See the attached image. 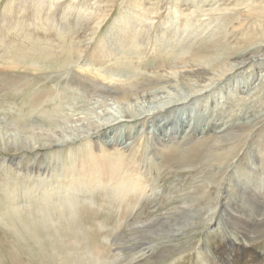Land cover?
<instances>
[{
	"label": "rangeland",
	"instance_id": "374dc122",
	"mask_svg": "<svg viewBox=\"0 0 264 264\" xmlns=\"http://www.w3.org/2000/svg\"><path fill=\"white\" fill-rule=\"evenodd\" d=\"M11 1L13 0H0V41H2L0 71L9 72L10 75L21 73V76L29 77L28 79L33 80L35 85L30 86V89L32 87L45 88L54 92L53 100L43 109L47 114L38 116L37 114L42 113L43 110L42 112L37 111L36 115L33 114L28 120V123L39 124L44 130L43 134L54 138L70 136L88 128H96L112 115H126L124 111L127 108L126 104L119 105L113 101L104 104L99 101L98 96L92 97L89 93L84 94L69 89V86L74 85L71 82L78 78L74 73H81L83 69L87 71L85 74L82 72L83 75L90 76V79L103 81L108 85L112 81L113 84L125 85L134 80L131 73L128 75L124 72L125 66H134L136 76L147 74L152 77H163L165 80H173L179 86L171 91L172 96L162 94L158 99L142 96L131 98L128 103L129 109L138 114L143 113L142 116L134 118L135 120L132 119L130 123L112 126L101 132L105 133L112 128H117L119 129L117 133L123 137H136L139 131L144 130L146 140L144 141L141 137L135 138L129 151L126 152L128 149L125 151V155L133 153L132 172L137 173L133 179L128 180L139 181L142 191L146 194L145 198L143 197L137 204H134L135 207L132 209L134 214L128 213L132 210L126 211L122 206L118 208L120 205L118 203L113 206L110 205L111 202L103 203L104 199L100 193L103 186H92L89 190L97 192L92 201L79 198L81 205L85 208L84 218L75 215L74 219L79 221L71 228H67V225L65 227L64 224L59 237H56L54 233H39L38 235H43L42 241L47 240L50 244H45L44 247L39 245L42 242L41 239L35 236L32 241L29 236L21 237L15 233L10 227L9 219L5 218L6 221L5 219L3 222L0 221L3 225L0 226V264H63V260L67 262L71 260L70 254H75L76 258L88 248L94 251L96 244L97 248L102 247L101 264H139L140 262L142 264V261L143 264H212V257L214 260H218L221 256L227 258L228 252L238 254L240 259L237 264H264V205H259L256 200L253 201L254 198L248 194L256 188L259 194H264V166L263 169L258 167L257 174L245 175L247 169L250 170L253 166L252 153L259 154L260 150L264 152V122L253 131L251 138L254 144L249 146V150L245 149V154L242 153V157L240 156L236 164H232L230 168L224 166V172L222 170L221 174L218 168L213 170L205 165V160L209 157L207 151H215L211 147V141L205 139H208L214 131L223 129L230 121L242 120L264 112V60L255 63L248 62L246 66L233 70L231 66H228L234 61L235 56L243 58V55L256 52L264 47V16L259 20L246 21L248 12L245 7H240L234 13L229 11L221 13L213 8L217 6L215 0H211V4H214L213 11L209 10V2L206 5L202 3L205 0H196L194 5L188 6L189 8L185 6L187 4L184 0H149L148 2L147 0H44L55 4L61 14L64 9L68 8L69 13H65L67 22L64 24L66 35L61 40L55 26L50 27L51 24L43 21L35 27L26 29L23 34L17 33V30L11 27L13 24H7L3 18L8 9V3ZM157 5L159 8L156 7ZM229 16L235 17L233 23H226ZM19 18L18 25L27 22L26 13L21 12ZM57 18L63 19L61 16ZM186 18L188 21H185ZM120 21L127 25V28L129 24L138 28V31L134 30L130 35L133 39L132 46L125 49L127 55L134 50L138 52L133 53L131 57L127 56L129 59H126L124 51L114 53L117 46H112L113 42H118V36H123V33L128 34L127 28L118 23ZM116 22L118 27L114 26ZM28 24L33 25L31 22ZM68 28H71V32L67 31ZM245 36H248L247 38L254 36V38L246 44ZM168 39H172V42H168ZM178 39L180 41H177ZM218 39H222L226 46L220 47L216 54L209 55L206 61H200L195 57L194 47L214 43ZM140 41L143 43L141 44ZM65 44L78 51L74 58L77 57L80 60L64 65L63 59L67 57V54L60 51ZM47 45L52 46L50 48L52 55L46 57L43 55L46 60L41 59L42 71L27 70L24 66L16 67L11 64L12 56L19 57L28 51H41ZM106 45L110 47L104 48L102 54L107 55L108 52H112V55L99 60L100 55L98 58L96 55ZM259 53L256 56H261L264 51ZM74 58L73 60L76 59ZM209 61L210 63H205ZM152 62L156 64L146 69L145 66ZM109 76L111 79H108ZM218 79L220 81H215L212 86L211 82ZM87 85L90 86L91 83ZM13 90L4 88L2 83L0 84V142L2 144L21 135L10 125L11 119H17L18 115L27 116L22 94L17 95ZM183 96H192L195 99L188 105L177 107V110L171 114L169 109L149 115V111L158 103L175 102L178 97ZM169 120H179L178 124L183 125V129L191 125L190 136L184 141L180 140L182 146L185 143H192L196 137H204L205 144L203 143L201 148L196 147L193 151L183 153L170 151L161 156L152 155L155 133L160 134L161 126L167 125ZM126 125H130L129 128L126 129ZM85 147L92 149L91 141L86 138L60 148L31 151L32 154L21 152V150H1L0 161L17 157L30 160L31 165L41 163L42 167L52 168L53 164L57 166L61 162L68 163L71 156L76 159L75 156L82 155ZM184 147L188 150L186 145ZM71 152H73L72 155ZM122 153L124 152L113 151L108 161H117L116 163L120 164L123 159L121 158ZM94 163L90 162L91 165ZM1 165L0 201L7 196L4 190L6 183L14 178L17 179V173L13 174L14 172L6 170ZM210 172H216L217 181L222 180L221 183L225 185L218 187L216 183L208 181L207 176ZM207 187H210L209 191ZM137 195L139 196V193ZM71 196L78 197L79 195ZM200 198L203 199L200 200ZM135 200L138 199H129L125 202L129 204ZM179 204L193 207L196 212L202 208L204 210L194 213L188 217L187 222L180 224L178 229L165 232L164 235L148 238V233L140 234L147 231L137 232L135 230L143 224L142 222L149 221L170 207ZM23 208L27 216L31 208L25 206ZM228 213L250 215L252 220L246 218L245 230H239L230 225ZM52 229L55 231L62 228L52 224ZM140 242L152 244L153 251L146 252L145 256L140 252L137 256V252L149 247L147 245L139 249ZM154 251L157 254H154ZM136 256L137 258L133 260Z\"/></svg>",
	"mask_w": 264,
	"mask_h": 264
},
{
	"label": "bare ground",
	"instance_id": "6f19581e",
	"mask_svg": "<svg viewBox=\"0 0 264 264\" xmlns=\"http://www.w3.org/2000/svg\"><path fill=\"white\" fill-rule=\"evenodd\" d=\"M141 1H143V0H141ZM144 1H146V0H144ZM148 1L149 0H147V2ZM184 1L187 4L185 6L188 7L189 5H194L196 0H184ZM215 1H214L215 4H217V6L215 5L216 7H213L214 4H211V0H209V1L205 0L202 3L206 5L207 2H209V6H210L209 10L210 11L212 10V7H213L214 10L220 11L221 13H225L227 11L234 13L235 11L239 10L240 7H245L247 9V12H248L246 21H248V20H253V21L259 20L260 18H263V16H264V5H263L264 0H215ZM8 4H9L8 9L6 10L4 17H3L4 22H6L7 24H13V26H11V27L13 29L17 30V33L23 34L26 31V29H29L31 27H35V25L37 26L38 23L39 24L41 23L40 21H43L47 24H51L50 27L55 26L54 28L57 29L58 37L61 40H63L64 36L66 35L64 24H66V22H67L65 13H67V12L69 13L68 8H67V10L64 9L62 11V14H61V12H59L57 10L55 4H53L51 2H46L44 0H32V1H30V0H13V1L9 2ZM159 6H161V5H159ZM156 7H158V5ZM153 9H155V8H153ZM21 12L26 13L25 20H27V22L22 23L21 25H18V23L20 22L19 17H20ZM57 16H61V17H63V19L61 20L60 18H57ZM188 18H186L185 21H188ZM234 20H235V17L229 16L226 23H230V22L233 23ZM4 22H3V24H5ZM29 22H31L34 26L29 25L28 24ZM244 22H245V20H244ZM45 23H44V25H45ZM118 23L121 26L124 25V24H122V21H120ZM126 24H129V23H126ZM129 25L130 26H128V28H127V25H124V27L127 28L128 34L123 33V36H118V42L112 43V46H114V47L117 46L116 49H114V53H116V52L120 53V52L124 51L123 53H124L126 59H129L128 57H131L133 53L138 52V51L134 50L128 55H127V51L125 52V49H129L132 46L133 39L130 36L132 34V31H134V30L138 31L137 26H134L131 24H129ZM222 25H223V23H222ZM241 25H243V23ZM114 26L118 27L117 22L114 24ZM68 30H70V31H68ZM67 31L71 32V28H68ZM247 37L245 36V43L246 44L250 43V41H252V39L254 38V36H252L250 38H247ZM122 40H123V43H122ZM177 41H180V40L178 39ZM140 42H141V44L143 43L142 41H140ZM168 42H172V39H168ZM1 43H2V41H0V44ZM121 43H122L123 48L120 45ZM225 46H226V44L224 43V41L222 39H218L214 43H206V44H204L198 48L194 47V50L196 52L195 57H197V59L200 61H206V59L208 58L209 55L216 54L220 47H225ZM107 47H110V46L106 45L105 47H103L99 51V54L96 55L97 58L100 55V57L98 58L99 60H101L105 57H110V55H112V52H108L107 55L102 54V53H104V48H107ZM50 48H52V46L47 45L46 47H43V49L41 51L40 50L39 51H30L31 53L28 51V52H26L25 55H20L19 57L12 56L11 57L12 59L10 60L11 64L16 66V67H23L24 66V68H26L27 70L33 69L34 71H39V70L43 69V66L41 65L43 63H42L41 59L46 60V58H45L46 56L52 55V51H50ZM33 49H35V48H33ZM24 50H25V48H24ZM14 51H16V50L14 49ZM188 51L190 52V50H188ZM263 51H264V47L259 48L258 51L256 50V52H250V54L247 53V54L243 55V58L241 56H235L233 58L234 61L232 63L228 64V66L229 67L231 66L232 67L231 70H233L237 67L246 66L248 64V62L249 63L250 62L255 63L256 61H262V60H264V53H261V56H259V55L256 56V54L257 53L260 54L259 52H263ZM60 52L67 54V57H64V59H63L64 65H69L70 62H72V61L75 62L76 60H80L77 57H75L76 59L74 58L75 53L78 51L73 50L70 45L65 44L61 48ZM41 54H42V56H41ZM248 54L250 55L249 57L247 56ZM14 55H15V53H14ZM43 55L45 57H43ZM93 57L96 58L95 56H93ZM73 58L75 60H73ZM48 62H49V60H48ZM205 63H210V61L205 62ZM153 64H156V63L152 62V63L146 65L145 68L148 69L150 67H153L154 66ZM255 65H257V64H255ZM81 68L83 69V66ZM125 68L126 69H124V72L127 73L128 75H130V73H131L132 76L134 77V80L131 83L125 84V85L118 84V83L113 84V81L108 85L103 81H99V80L96 81L95 79L93 80L92 78L90 79L89 78L90 76L88 77V76L83 75L82 72H84V74L87 72L84 69L81 73H79V72L74 73L78 78H75V80L77 79L76 81L71 82L74 85L69 86V89H72L74 92H81L84 94L89 93V94H91L90 96H92V97L98 96L100 98L99 101L101 103H104V104H106L110 101L116 102L119 105L126 104V106H127L126 109H128V110L127 111H126V109L124 110L126 113V115H124V116H118V115L110 116L109 118H107L104 121L103 124L97 126L96 128H88L86 130L79 131L77 134L74 133L70 136H65V137H61V138H54V137L47 136L46 134H43L44 130L36 122L28 123L30 116H33V114L37 113V111L42 112L45 105L49 104V102L53 100L54 92L51 90L45 89V88H38L37 89L36 87H32V89H30L29 88L30 86H35V85H34L33 80L28 79L29 77L21 76L22 75L21 73H20V75H10L11 73H9V72L0 71V82L2 83V86H4V88H9L12 90L15 89L13 91L17 95L22 94L23 99H24V105H25L24 107L27 109V112H26L27 116L18 115V118L17 119H11L12 122L10 123V125L12 127H14L18 132L21 133V135L18 134L20 136L14 137L11 141L6 142L4 144H2L0 142V151L1 150H6V151H10V150L20 151L21 150V152H29L30 153L31 151H37V150L42 151V150H46V149L60 148L62 146L68 145L69 143H72L76 140H82L84 138L89 139L91 141L92 149H93V150L92 149L89 150V149H87V147H85L83 154L79 155V156H75L76 159L72 158L73 156H71V155L73 152H71V155L69 154L71 156V158H69L68 163H62L61 162L60 164H57V166H54V164H53V165H51L52 168L42 167L40 165L41 163L31 165L29 163L30 160H28V159L23 160V159L17 158V157H12L10 159H5V161H0V165L6 164V165H1V166H4L6 168V170H8V171L10 170V172L11 171L14 172L13 174L17 173V177L14 175V177H16L17 179H15L13 177L14 180H11V181L9 180L10 182H7L5 179V181L7 183H6V186L4 187V190L7 194V196H6V198H2L0 201L1 202V205H0L1 206L0 207L1 208L0 221L3 222V220L5 218H8L10 221V227L14 230L15 233H18L21 237H23V235H26V236L31 237V239L33 241V238L35 236L36 238L41 239L40 241H42L41 237H43V235L42 234L38 235L41 232L54 233V235L56 237H59L60 233L64 229L63 228L64 224H65V227L68 226L67 228H71V226H74V224L77 223V221H79V220L74 219L75 215L80 216L81 218L82 217L84 218L85 208L81 205L79 198L81 197L82 200L92 201L93 197H95L97 194V192H95L94 190H89L90 187H92V186L93 187L103 186V188H101V191H100V193L102 194V197L104 199L103 203L111 202L110 203L111 206H113V204L118 203V204H120V205H118V208H121V206H122L123 209H125L126 211L127 210L131 211L135 207L134 204H137L143 197L144 198L146 197V194L142 191V187L139 184V181L134 182L132 180H128V179H133L137 175V173L133 174V172H132L133 166L131 165V163L133 161V159H132L133 153L125 155V151L127 149L128 150L126 152L129 151V148L133 145L132 143L135 141L134 140L135 138L141 137V139H143L144 141L146 140V135L143 134L144 130L139 131L138 133L136 132L137 133L136 137H127V136L123 137L122 135H119L117 133V131L119 130L117 128H112L105 133H101V132L106 130V129H109L112 126L120 125L122 123H130V122H132V119L135 120L136 118H139L142 116L143 113L138 114V113L132 112V110L129 109L128 103H129V100L131 98H134V97L139 98L142 96L143 98L144 97H153L155 99H158V97H161L162 94H164L166 96H172L171 91L173 89H176L179 85L175 84V82L173 80H170V79L165 80V78H163V77H152V76L147 75V74L136 76L135 75L136 71L134 70L135 69L134 66H132V67L125 66ZM16 73H17V70H16ZM40 75H42V74H40ZM49 79H51V78H49ZM108 79H111V76H109ZM38 80H40V79H38ZM43 80H45V79H43ZM215 81L218 82V81H220V79L214 80L213 82H211L212 86L215 83ZM85 82H87L88 84L91 83V85L89 86ZM39 85H41V84H39ZM150 87H152V88H150ZM24 88H26V89H24ZM75 89H77V90H75ZM200 93H202V92H200ZM12 94H13V92H12ZM155 99H153V100H155ZM194 99H195V97H192V96H186V97L183 96L180 98L178 97V100L175 102H173V101L168 102V103L160 102L157 104V102L155 101L157 106L155 105L149 111V115H155V114H158L159 112H161L162 110H169V109H170L169 113L171 114V113H173V111L177 110L176 109L177 107L188 105ZM245 100H244V102H245ZM243 109H245V108H243ZM157 110H158V112H156ZM152 112H153V114H152ZM21 113H23V112H21ZM45 113L47 114V112H45V110H43L42 113H40V114L38 113L37 115L40 116L41 114H45ZM48 115H49V113H48ZM178 121L177 120H175V121L169 120L167 125L161 126V131L159 132L160 134L155 133V136H154L155 142H154V148L152 150L153 151L152 155L161 156V154H163L165 152H170V151H175L176 153H183L185 151H193L196 149V147L201 148L202 144L203 143L205 144V141H203L205 139L204 137H196L195 141H193L192 143H185L182 146L181 145L182 143L180 140L184 141L188 136H190V130L189 129H190L191 125H188L187 128L183 129L182 128L183 125L179 126ZM262 122H264V112L254 114L251 117L244 118L242 120L237 119V120L230 121L224 126L223 129L219 128L220 130L214 131L209 136L208 139H205V140L211 141V147H212V149L215 150L214 152L207 151V155L209 157L205 160V165L209 166L210 169H213V170H214V168H218L219 174H221L222 170L224 172V169H223L224 166L225 167L227 166L226 168H230V166H232V164H236L237 161L239 160L240 156L242 155V153L245 154V151L250 149L249 146L254 144V141L251 138L252 135L254 134L253 131L258 126H260L262 124ZM136 123H134V124H136ZM129 126L130 125H128V126L126 125L125 126L126 129L129 128ZM170 127H172V128H170ZM135 129H136V127L134 128V130ZM181 129H183V130L181 131ZM78 130L79 129H77V131ZM206 132H207V130H206ZM130 135H132V134H130ZM190 139H191V137H190ZM250 140H251V142H250ZM185 145L188 148V150L184 149ZM83 146H82V149H83ZM209 150H210V147H209ZM113 151L114 152H119V151L124 152L121 154V155H123L121 157L123 159L121 160L120 164H117L116 163L117 161H112V160L110 162L108 161L109 156ZM31 154H32V152H31ZM57 157L56 158L53 157V159H58ZM67 157H69V156H67ZM252 157L254 160L253 166L250 168V170L247 169V171L245 172V175L250 174V173H254V174L256 173L257 174V169L259 166L263 169L264 152H262L260 150L259 154L252 153ZM66 160H68V159H66ZM61 161H62V159H61ZM99 161H100V163H99ZM57 162H59V161H57ZM90 162H95V163H94V165H91ZM86 168H88V169H86ZM103 170H105L106 173ZM215 174H216V172H214V173L210 172L207 176L209 178L208 181H212V182H214V184L216 183V185L218 187H219V185H221V186L223 184L225 185V183H223V184L221 183L222 180L217 181ZM4 178H6V177H4ZM33 180H35V181H33ZM126 180H128V182ZM260 182H262V181H260ZM207 188L209 191L210 187H207ZM238 189H236V190H238ZM205 190H207L206 187H205ZM241 191H243V190H241ZM138 193H139V196L137 195ZM70 194L71 195L78 194L79 196L75 197V196H71ZM248 194L254 198L253 201L256 200L259 205H261V204L264 205V194L263 193L259 194L258 188H256L255 190H251V192ZM218 195H219V193H218ZM245 195H247V194H245ZM204 196H205V194H204ZM2 197H3V195H2ZM152 197H148V198H152ZM135 198L138 200L132 201L129 204H127L125 202V200H129V199L131 200V199H135ZM201 199H203V198H200V200ZM194 200H195V198H194ZM240 200H241V198H240ZM207 201H208V199H207ZM191 203H192V201H191ZM193 203H195V202H193ZM23 204L25 207L31 208V210L28 212L27 216H25L26 212L23 208L24 206H22ZM181 205L182 204L170 207L169 209H167L166 211H163L160 215L152 218L151 220L146 221V222H142L143 224L141 226L137 227V229H135V230L137 232L138 231L139 232L140 231H147V232H142L140 234L148 233V236H147L148 238L150 236H157V235L159 236L161 234L164 235L165 232H172V231H175L176 229H178L179 225L183 224V222H187L188 217L192 216L194 213L202 212L204 210V208H202L201 210L196 212L193 207H190V206L186 207L185 205H182V206ZM188 205H189V202H188ZM238 205H239V203H238ZM15 206H17V209H15ZM133 212H134V210H132L131 212H128V213H133ZM135 212H136V210H135ZM227 217L229 218L228 220H229L230 225H232V227H235L236 229H239V230L240 229L245 230L244 227L246 226V222H247L246 218H251V220H252V217H250V215H245V214H229V215H227ZM257 217H259V216H257ZM5 221H6V219H5ZM253 222H255V221H253ZM5 224H7V223H5ZM52 224L58 225V228L60 226V228H62V229H60V230L58 229V230L54 231L52 229ZM103 224H100V225H103ZM0 226H3V225L0 224ZM54 228H57V227H54ZM105 229H106V226H105ZM118 229H120V228H118ZM52 230H53V232H52ZM1 231H3V230H1ZM68 232H70V231H68ZM45 233H44V235H47ZM69 234H71V232ZM69 234L66 233V235H68V236H69ZM13 236H15V235L13 234ZM246 236H244V237H246ZM140 240H142V239H140ZM17 241H18V239H17ZM19 242H20V240H19ZM45 244H49V243L47 242V240L45 241L43 239V241L40 242L39 245L41 247H44ZM35 245H38V244H35ZM51 245H54V244H51ZM147 245L149 247H146V249H141V248H143V246H147ZM95 247H96L95 249H97V250H95L93 248L95 252L92 249L88 248L86 252H84V253L81 252L79 255H77L76 258L74 257L75 254H70L71 260H69L68 262H67V260H63L64 261L63 264H101L102 258L100 255V253H101L100 251H101L102 247L100 246L101 248H99V247L97 248V244ZM138 248L141 250L139 252H137V256L140 252H142V254L145 256V255H147L146 252L150 253L151 251H153V246H152V244H149V243L145 244L143 242H140ZM226 249H227V247H226ZM144 250H145V252H144ZM224 251H226V250H224ZM154 254H157V253H155V251H154ZM233 254H235V255H233ZM233 254L228 252L227 258H225V256H221L218 260H216V259L214 260L213 259L214 257H212L211 258V260H213L212 264H237L240 258H239L237 253H233ZM137 256L133 257V260L136 259ZM145 263H147V262H145ZM108 264H110V263H108ZM139 264H141V262ZM142 264H143V261H142Z\"/></svg>",
	"mask_w": 264,
	"mask_h": 264
}]
</instances>
